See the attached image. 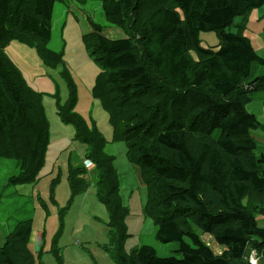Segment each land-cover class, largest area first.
Listing matches in <instances>:
<instances>
[{
    "label": "trees",
    "instance_id": "trees-1",
    "mask_svg": "<svg viewBox=\"0 0 264 264\" xmlns=\"http://www.w3.org/2000/svg\"><path fill=\"white\" fill-rule=\"evenodd\" d=\"M56 1L63 2L0 0V159L14 160L18 169L9 185L38 181L50 145L43 104L49 96L60 121L73 127V142L85 148L83 165L68 156L71 198L87 191L84 163L90 161L95 195L109 219L103 251L115 264H249L250 246L264 257V227L257 219L264 217V158L254 157L252 135L262 124L248 112L243 89L249 82L264 92V76H253L254 66L264 68V57L243 34L249 12L264 0H97L122 37H107L93 22L82 36L100 66L91 96L108 115L111 141L124 143L146 186L142 212L154 224L155 239L178 246L169 257L148 245L124 251L130 209L120 197L115 158L96 123L75 112L78 92L63 51L48 48ZM200 32L216 33L217 51L200 45ZM13 42L31 48L44 67H62L64 100L58 88L46 95L27 83L5 52ZM58 182V176L51 181L52 198ZM195 230L223 251H212ZM32 234V219L1 231L0 264H41L29 247Z\"/></svg>",
    "mask_w": 264,
    "mask_h": 264
},
{
    "label": "rangeland",
    "instance_id": "rangeland-1",
    "mask_svg": "<svg viewBox=\"0 0 264 264\" xmlns=\"http://www.w3.org/2000/svg\"><path fill=\"white\" fill-rule=\"evenodd\" d=\"M62 1H56L54 4L51 19L52 36L48 48L56 52L63 51L64 66L72 74L78 92L75 112L80 113L87 123L88 121L96 123L108 142L106 152L116 157L120 197L125 206H129L128 208L134 213L128 219V228L126 225L128 235H131L132 240L128 238L123 248L127 247L126 252L128 253L129 250L135 248L132 244L136 240L141 245L154 247L159 257L174 256L173 252L178 249L177 244L158 242L155 239L154 224L150 219L144 218L145 224L149 226H143L140 220L136 221V218L143 214L141 206L146 200V186L136 173L126 170V167L132 168L126 155L124 158L122 155L126 147L124 143L111 142L112 129L108 122V115L103 111L99 102L91 96V89L100 71V66L89 58L82 41L84 33L91 30L89 22L100 26L109 38H121L122 34L105 21L100 1L90 0L85 4H78L72 0ZM240 22L241 18H236L234 25L228 31L235 33L236 26ZM243 34L250 40L256 54L264 57V4L249 12ZM199 40L203 48L218 50L219 40L216 33L200 32ZM20 48L26 52L24 60H22ZM5 52L14 60L32 88L46 95L53 94L58 88L61 99H65L66 88L59 74L62 67L56 69L44 67L31 48L17 42L11 43ZM192 56L195 58L194 54ZM253 72V76H264V68L254 66ZM243 89L249 93L250 103L246 107L248 112L262 124L259 130L252 133L257 143L254 157L264 158V92L253 91L249 82L244 84ZM43 104L50 124V145L38 181L31 187L18 188V186L9 185V178L15 177L18 171L16 162L0 159V245L3 244L1 231L4 234L11 232L19 222L32 219V231L37 232V240L39 238L40 240L36 246L31 241L29 247L41 264H115L103 251V245L108 241L105 226L108 215L95 195L96 176L91 175V171L86 173L84 181L90 183L87 191L71 198L69 185L65 180L67 161L64 151L70 146L67 153L71 154L72 161L79 166L83 165V148L80 143L73 142V127L60 121L54 100L46 96ZM122 159L123 166L120 164ZM51 170L53 173L50 175ZM56 176L59 182L53 189L52 198L50 184ZM132 192L135 193L133 202L129 199ZM84 197L86 200L83 202ZM257 219L259 226L264 227V217L258 216ZM195 231L201 235L198 230ZM206 235H201L202 240L218 254L222 250L221 246L219 247ZM254 248L255 246L248 248L245 256V261L248 263L250 254L255 252ZM255 254L256 264H264V257L256 252Z\"/></svg>",
    "mask_w": 264,
    "mask_h": 264
},
{
    "label": "crops",
    "instance_id": "crops-1",
    "mask_svg": "<svg viewBox=\"0 0 264 264\" xmlns=\"http://www.w3.org/2000/svg\"><path fill=\"white\" fill-rule=\"evenodd\" d=\"M21 49V48H20ZM21 53H22V60H24V55H26V52L23 50V49H21ZM261 74H262V72H261ZM261 74H257V75H261ZM37 91V90H36ZM38 92H40V91H38ZM46 112V111H45ZM80 114V113H79ZM84 114V113H83ZM48 119V118H47ZM98 127V126H97ZM99 129V128H98ZM100 131V130H99ZM101 134H102V132H101ZM111 140H112V138H111ZM106 142H107V140H106ZM112 142V141H111ZM107 144H108V142H107ZM70 148V146L64 151V153H65V157H66V161H68V156L70 155L69 154V152L67 153V151H68V149ZM81 148H83V155H84V151H85V148L82 146ZM74 150H75V148H74ZM118 151L120 150L119 148L117 149ZM116 150V151H117ZM109 154V153H108ZM110 155H112L114 158H115V161H114V166H115V168L117 167V160H116V157L112 154V153H110ZM122 155H123V158H124V155H126V149L124 150L123 149V152H122ZM71 161V163L73 164V165H75V161L73 162L72 161V159L70 160ZM120 164L123 166V159H122V162H121V160H120ZM78 165V164H77ZM116 170H117V168H116ZM126 170H128V171H131V172H134V173H136V175H137V177L141 180V178H140V173L138 172V170L137 169H134V167H126ZM48 171H49V169H48ZM47 171V172H48ZM118 172V171H117ZM53 173V171L51 170V172H50V175ZM65 180H66V172H65ZM66 182H67V180H66ZM68 184V183H67ZM119 185H120V183H119ZM70 189V188H69ZM20 190V189H19ZM119 193H120V189H119ZM134 195H135V193L134 192H132V194L130 195V200L133 202V198H134ZM83 202L86 200V197H84L83 199ZM124 204V203H123ZM125 205V204H124ZM129 207V206H128ZM142 207V211H143V207H144V204L141 206ZM130 209V208H129ZM132 214H134V213H132V210L130 209V213H129V216L127 217V219H126V225H127V222H128V219H129V217L131 218V216H132ZM108 215V214H107ZM144 216V214H140L137 218H136V221H138V220H140L142 223H143V226L144 225H146V226H149V225H147V224H145V219L144 218H146L145 216ZM108 220L109 219H107V223H108ZM107 223L105 224V226H106V229H107V239H108V227H107ZM139 227V226H138ZM127 228H128V225H127ZM149 228V227H148ZM128 230V229H127ZM206 235V234H205ZM130 237H129V239L128 240H132V238H131V235H129ZM207 237H210L209 235H206ZM211 238V240H213V238L212 237H210ZM203 239V238H202ZM2 240V239H1ZM31 241H33L35 244V246L38 244V240H37V232H34L33 231V234H32V240ZM204 241V240H203ZM213 242H214V240H213ZM140 242L139 241H136L135 240V243H133L132 245H133V247L135 246V247H138V246H140L141 244H139ZM215 243V242H214ZM107 244H108V241H107ZM139 244V245H138ZM216 244V243H215ZM106 245V244H105ZM138 245V246H137ZM220 247V246H219ZM220 248H222V247H220ZM155 249V248H154ZM132 250V249H131ZM131 250H129V252L131 251ZM124 251L126 252L127 251V247L124 249ZM223 251V248H222V250L220 251V252H222ZM128 252V253H129ZM219 254V253H218ZM110 258V257H109Z\"/></svg>",
    "mask_w": 264,
    "mask_h": 264
},
{
    "label": "built area",
    "instance_id": "built-area-1",
    "mask_svg": "<svg viewBox=\"0 0 264 264\" xmlns=\"http://www.w3.org/2000/svg\"><path fill=\"white\" fill-rule=\"evenodd\" d=\"M84 165L88 171H91L94 168V165L90 161H85ZM249 262H250V264H256L257 263V258L255 256V253H252L250 255V261Z\"/></svg>",
    "mask_w": 264,
    "mask_h": 264
},
{
    "label": "clouds",
    "instance_id": "clouds-1",
    "mask_svg": "<svg viewBox=\"0 0 264 264\" xmlns=\"http://www.w3.org/2000/svg\"><path fill=\"white\" fill-rule=\"evenodd\" d=\"M219 253H221V252H219ZM251 255V254H250ZM250 263V262H249Z\"/></svg>",
    "mask_w": 264,
    "mask_h": 264
}]
</instances>
